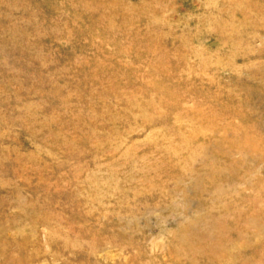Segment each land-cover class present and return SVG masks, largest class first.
Masks as SVG:
<instances>
[{
  "label": "rangeland",
  "instance_id": "rangeland-1",
  "mask_svg": "<svg viewBox=\"0 0 264 264\" xmlns=\"http://www.w3.org/2000/svg\"><path fill=\"white\" fill-rule=\"evenodd\" d=\"M0 264H264V0H0Z\"/></svg>",
  "mask_w": 264,
  "mask_h": 264
}]
</instances>
